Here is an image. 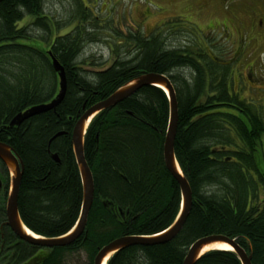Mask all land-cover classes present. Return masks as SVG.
I'll list each match as a JSON object with an SVG mask.
<instances>
[{
	"label": "trees",
	"instance_id": "1",
	"mask_svg": "<svg viewBox=\"0 0 264 264\" xmlns=\"http://www.w3.org/2000/svg\"><path fill=\"white\" fill-rule=\"evenodd\" d=\"M45 2L0 0V141L24 163L18 208L25 225L46 237L73 228L83 203L72 141L76 121L84 107L154 71L168 75L176 89L175 153L192 188L193 205L174 239L122 248L107 264H183L190 245L211 234L236 237L253 264H264V170L258 162L264 115L261 106L230 86L231 66L214 60L213 50L197 48L189 34L182 45L166 47L173 35L137 27L127 33L116 28L113 61L88 69L89 63L80 61L84 44L95 39L96 30L111 31L112 26L108 29L83 1L77 0L67 21L48 14ZM70 24L75 27L66 30ZM52 55L66 71L63 100L10 126L16 113L58 93ZM169 115L164 89L147 85L93 117L84 140L95 184L93 204L84 232L67 246L25 241L6 223L10 178L0 159L5 174L0 172V264H63L67 252L82 249L93 264L98 250L119 236L153 235L171 226L182 197L163 155ZM195 264L242 263L235 251L216 248Z\"/></svg>",
	"mask_w": 264,
	"mask_h": 264
},
{
	"label": "water",
	"instance_id": "2",
	"mask_svg": "<svg viewBox=\"0 0 264 264\" xmlns=\"http://www.w3.org/2000/svg\"><path fill=\"white\" fill-rule=\"evenodd\" d=\"M52 64L58 75L59 90L55 97L48 102L32 105L27 109L18 112L10 121V126L20 125L29 117L54 109L64 98L67 90V76L64 66L59 60L52 55ZM147 85H155L163 88L169 98L170 115L168 128L164 140V161L167 169L178 181L181 188V209L172 226L159 234L153 235H122L111 240L102 246L94 257L93 264H107L108 259L118 250L132 245H153L169 242L174 239L182 230L193 205V192L190 183L182 171L175 153V139L178 128V100L176 89L170 77L159 72H144L130 81L126 82L106 98L94 103L88 108L84 107V112L76 121L73 132L72 141L75 156L79 165L82 182H83V203L81 213L76 226L66 234L57 237H46L33 232L22 221L19 208L18 196L24 169V163L15 149L8 143L0 141V159L5 163L10 172L11 186L6 203V223L11 227L14 233L21 239L35 243L43 247L67 246L77 240L84 232L87 224L88 214L93 204L95 194V184L92 171L85 157L84 140L87 128L95 115L100 111L114 106L130 95L134 94L140 88ZM58 160V154H53ZM178 165L181 171L178 169ZM30 229L32 232H29ZM228 243L232 250L235 251L241 259L242 264H253L252 254L240 245L236 237L225 234H211L201 237L194 241L184 258L183 264H195L196 261L208 250H204L205 246L213 242ZM216 249V248H212Z\"/></svg>",
	"mask_w": 264,
	"mask_h": 264
},
{
	"label": "rangeland",
	"instance_id": "3",
	"mask_svg": "<svg viewBox=\"0 0 264 264\" xmlns=\"http://www.w3.org/2000/svg\"><path fill=\"white\" fill-rule=\"evenodd\" d=\"M94 11L104 25L109 29L96 30L91 37L93 40H87L80 54V61H86L88 69H95L101 66L109 65L115 55L113 45H115L116 28H121L125 33L129 29L141 28L143 32L150 33L157 27L165 28L164 16L159 9V4L164 5V0H79ZM77 0H46L45 10L48 14L59 20H66L73 16L77 8ZM64 21V22H66ZM65 25V24H64ZM75 24H70L71 29ZM92 25V24H91ZM94 26V25H93ZM117 26V27H116ZM75 27V26H74ZM97 29V26H95ZM63 31V30H62ZM65 31V30H64ZM206 34L197 35V42L203 44V40L210 37L214 41L213 54L224 59L235 61L231 65L230 86L233 87L240 96L255 101L259 106L264 107V53L261 49H255L252 46L245 47V37L241 34L231 31V33L217 35ZM190 36L191 39L194 36ZM175 35L172 36L174 39ZM182 35V39H184ZM208 37V38H207ZM218 45V47L216 46ZM166 47L174 46L172 42L165 44ZM182 73L188 78L189 71L181 69ZM234 81L232 83V79ZM233 84V85H232ZM235 84V85H234ZM264 115V111H263ZM258 162L264 170V134L262 137V146L258 152ZM0 172L5 176V174ZM11 175V174H10ZM63 264H89V253L82 249L76 253L67 252L63 257Z\"/></svg>",
	"mask_w": 264,
	"mask_h": 264
},
{
	"label": "flooded vegetation",
	"instance_id": "4",
	"mask_svg": "<svg viewBox=\"0 0 264 264\" xmlns=\"http://www.w3.org/2000/svg\"><path fill=\"white\" fill-rule=\"evenodd\" d=\"M166 4L159 9L164 16L165 28L161 30L168 36L175 35L173 44L186 40L182 35H191L197 48L201 51H212L211 37L198 43L197 35L227 34L235 31L245 37V47L252 46L264 53V0H164ZM160 27H157V29ZM208 38V37H207ZM182 45V44H179ZM218 47V45H216ZM219 49V47H218ZM212 54V53H211ZM214 60L227 65L235 63L234 60L215 56ZM234 78L232 79V83ZM235 85V84H234ZM264 103V102H263ZM264 111L263 105H261ZM2 183V180H0ZM3 184V183H2Z\"/></svg>",
	"mask_w": 264,
	"mask_h": 264
},
{
	"label": "bare ground",
	"instance_id": "5",
	"mask_svg": "<svg viewBox=\"0 0 264 264\" xmlns=\"http://www.w3.org/2000/svg\"><path fill=\"white\" fill-rule=\"evenodd\" d=\"M17 114V113H16ZM178 169L181 171L179 165H178ZM29 232H32L30 229H28ZM120 237V236H119ZM212 248H218V249H223V250H232V247L228 244V243H225V242H213L207 246H205L204 250H208V249H212ZM241 261V259H240ZM242 263V261H241ZM104 264H105V261H104Z\"/></svg>",
	"mask_w": 264,
	"mask_h": 264
}]
</instances>
